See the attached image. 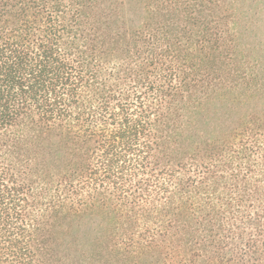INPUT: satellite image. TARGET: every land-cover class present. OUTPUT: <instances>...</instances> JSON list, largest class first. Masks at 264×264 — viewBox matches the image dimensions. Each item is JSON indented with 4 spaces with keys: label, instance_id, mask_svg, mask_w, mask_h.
Listing matches in <instances>:
<instances>
[{
    "label": "trees",
    "instance_id": "1",
    "mask_svg": "<svg viewBox=\"0 0 264 264\" xmlns=\"http://www.w3.org/2000/svg\"><path fill=\"white\" fill-rule=\"evenodd\" d=\"M262 21L0 0V264H264Z\"/></svg>",
    "mask_w": 264,
    "mask_h": 264
},
{
    "label": "rangeland",
    "instance_id": "2",
    "mask_svg": "<svg viewBox=\"0 0 264 264\" xmlns=\"http://www.w3.org/2000/svg\"><path fill=\"white\" fill-rule=\"evenodd\" d=\"M125 1H126V0H125ZM121 11H124V12L126 13V5L123 6V8L121 9ZM259 28H260V31L264 33V21H262V22L260 23Z\"/></svg>",
    "mask_w": 264,
    "mask_h": 264
}]
</instances>
